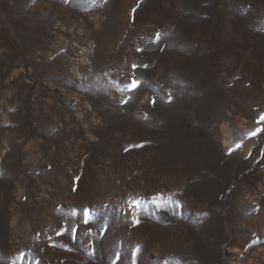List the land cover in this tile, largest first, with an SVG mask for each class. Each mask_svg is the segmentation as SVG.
Masks as SVG:
<instances>
[{
	"label": "rangeland",
	"instance_id": "rangeland-1",
	"mask_svg": "<svg viewBox=\"0 0 264 264\" xmlns=\"http://www.w3.org/2000/svg\"><path fill=\"white\" fill-rule=\"evenodd\" d=\"M262 117L264 0H0V264H264Z\"/></svg>",
	"mask_w": 264,
	"mask_h": 264
},
{
	"label": "snow or ice",
	"instance_id": "snow-or-ice-1",
	"mask_svg": "<svg viewBox=\"0 0 264 264\" xmlns=\"http://www.w3.org/2000/svg\"><path fill=\"white\" fill-rule=\"evenodd\" d=\"M137 83H138L137 81H133L131 87L134 89L137 86ZM261 119H264V117H262ZM88 216H89L88 210H84L85 223L88 222Z\"/></svg>",
	"mask_w": 264,
	"mask_h": 264
}]
</instances>
